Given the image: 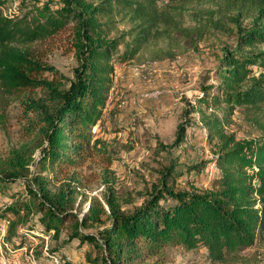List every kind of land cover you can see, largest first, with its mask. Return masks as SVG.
<instances>
[{
  "label": "trees",
  "instance_id": "trees-1",
  "mask_svg": "<svg viewBox=\"0 0 264 264\" xmlns=\"http://www.w3.org/2000/svg\"><path fill=\"white\" fill-rule=\"evenodd\" d=\"M160 1L178 0H61L56 8L43 3L21 7L13 14L0 11V96L40 88L55 101L53 107L39 106L42 120L35 126V134H28L0 158V182L26 180L32 154L41 150L36 162L39 170L26 181L29 198L10 202L1 214L11 215L9 235L30 215L40 213L39 231L55 239L69 227L65 223L73 220L61 243L76 239L92 245L93 250L83 252V264H165L164 253L169 248H201L212 263L219 264L251 248L264 234V48L243 51L264 44V0H236L237 17H251V26L241 30L234 49L223 51L218 69L221 83L215 86L218 92L204 91L198 98L211 110H201V120L207 140H216L218 149L211 162L219 174L206 188L175 190L168 179L190 170L198 173L203 166L193 165L184 172L170 165L163 169L160 185L153 186L133 210L124 211L110 189L104 202L94 198L78 219L72 212L76 186L64 184L53 190L48 185L51 179L42 173L54 167L56 175L64 173L91 156L100 142L93 139L91 129L102 117L114 72L148 43L152 29L165 14L159 10ZM122 8L132 11L135 25L121 36L111 37L108 24ZM67 30L63 48L74 52L77 68L69 87L62 89L58 72L46 57L52 40ZM46 72L51 79L44 76ZM222 106L219 116L216 110ZM237 107L243 108L244 118L259 131L258 136L237 139L225 131ZM191 110L192 104L186 112ZM187 121L179 123L174 146L184 139ZM103 215L108 223L100 230H85L89 223L101 222Z\"/></svg>",
  "mask_w": 264,
  "mask_h": 264
},
{
  "label": "rangeland",
  "instance_id": "rangeland-1",
  "mask_svg": "<svg viewBox=\"0 0 264 264\" xmlns=\"http://www.w3.org/2000/svg\"><path fill=\"white\" fill-rule=\"evenodd\" d=\"M0 1V11L13 14L33 4L47 3L56 8L61 0ZM158 7L166 15L152 29L148 43L132 61L118 65L114 72L102 117L91 129L93 139L100 141L91 156L79 167L61 174L56 175L57 167L42 171L51 179L48 185L53 190L64 188V184L76 186L72 212L78 219L94 198L104 202L110 189L124 211L133 210L149 196L153 186L160 185L161 173L170 165L177 171L193 165L203 166L198 173L190 170L188 174L168 179L175 190H203L208 181L219 174L211 162L218 151L216 140H207L201 120V110H207L198 98L204 91L218 92L215 86L221 83L218 69L223 51L235 48L239 33L251 26L252 18L237 17L236 0L160 1ZM132 16L130 9H118L108 24L109 36H121L133 27ZM69 32L52 40L46 57L47 63L57 70L62 89L69 87L77 68L74 52L65 51L62 44ZM261 48L264 44L243 48V51ZM122 50L120 46L119 51ZM44 76L51 79L49 72ZM41 104L53 107L55 101L48 91L40 88L0 96V158L6 157L28 134H35V126L42 120ZM190 104L193 110L186 112ZM32 108H37V112ZM223 110L224 106L216 113L221 116ZM243 113L242 107L235 108L225 131L237 139L258 136L259 131L246 121ZM185 119L188 123L184 139L174 146L178 125ZM40 155L41 150L37 148L32 154L31 173L26 180L0 182V264H52L54 258L59 264H83V252L93 250L92 245L80 244L76 239L61 243L67 238L73 220L65 223L69 227L62 230L59 239L39 231L40 213L30 215L26 223L19 224L14 233L8 234L9 222L6 221L11 215L3 217L1 214L10 202L25 196L29 198L26 181L38 172L36 162ZM107 223L103 215L101 222L89 223L85 230L96 232ZM163 259L165 264H214L201 248H169ZM219 264H264V234L251 248Z\"/></svg>",
  "mask_w": 264,
  "mask_h": 264
},
{
  "label": "built area",
  "instance_id": "built-area-1",
  "mask_svg": "<svg viewBox=\"0 0 264 264\" xmlns=\"http://www.w3.org/2000/svg\"><path fill=\"white\" fill-rule=\"evenodd\" d=\"M8 223V221H6ZM60 262L58 261V259L54 258L52 264H59Z\"/></svg>",
  "mask_w": 264,
  "mask_h": 264
}]
</instances>
